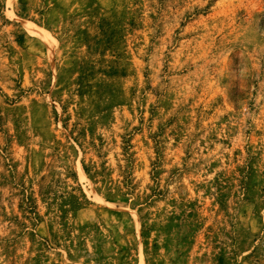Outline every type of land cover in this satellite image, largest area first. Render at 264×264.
<instances>
[{"label": "rangeland", "instance_id": "rangeland-1", "mask_svg": "<svg viewBox=\"0 0 264 264\" xmlns=\"http://www.w3.org/2000/svg\"><path fill=\"white\" fill-rule=\"evenodd\" d=\"M0 264H264V0H0Z\"/></svg>", "mask_w": 264, "mask_h": 264}]
</instances>
